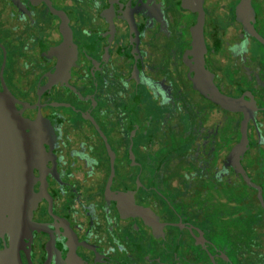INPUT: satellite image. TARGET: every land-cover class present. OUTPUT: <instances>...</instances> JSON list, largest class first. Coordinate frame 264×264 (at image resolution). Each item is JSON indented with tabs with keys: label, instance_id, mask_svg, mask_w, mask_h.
<instances>
[{
	"label": "flooded vegetation",
	"instance_id": "flooded-vegetation-1",
	"mask_svg": "<svg viewBox=\"0 0 264 264\" xmlns=\"http://www.w3.org/2000/svg\"><path fill=\"white\" fill-rule=\"evenodd\" d=\"M260 37L264 0H0L37 144L0 155V264H264Z\"/></svg>",
	"mask_w": 264,
	"mask_h": 264
},
{
	"label": "water",
	"instance_id": "water-1",
	"mask_svg": "<svg viewBox=\"0 0 264 264\" xmlns=\"http://www.w3.org/2000/svg\"><path fill=\"white\" fill-rule=\"evenodd\" d=\"M250 3V0H248ZM260 39L264 41L261 37ZM195 40L198 42V38L195 37ZM201 42L203 41V35L201 32ZM204 45V41L202 46ZM4 49V62L1 70V75H3V69L5 65V57L6 50ZM218 104L225 108H234L237 101L233 100L229 97L224 96L218 90L216 93L210 95ZM33 123L28 122L23 116L21 111H18L15 105L14 96L7 90L5 87L4 91H0V155L4 158L5 156H19L20 148L24 143V147L27 149L24 151L23 160L29 157L27 152L37 146L36 143L33 142L31 137L33 133H28L27 128L31 127ZM29 144V145H28ZM22 150V149H21ZM22 155L20 156L21 159ZM28 163L25 164V173H24V182H23V193L25 195L24 198V213L26 211L31 210V206L33 204L31 193L33 192V188L30 184V173L28 172Z\"/></svg>",
	"mask_w": 264,
	"mask_h": 264
}]
</instances>
